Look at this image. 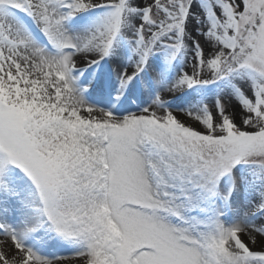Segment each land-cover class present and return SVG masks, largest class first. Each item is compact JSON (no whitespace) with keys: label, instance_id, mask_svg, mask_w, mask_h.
<instances>
[{"label":"snow or ice","instance_id":"6c2138e0","mask_svg":"<svg viewBox=\"0 0 264 264\" xmlns=\"http://www.w3.org/2000/svg\"><path fill=\"white\" fill-rule=\"evenodd\" d=\"M0 264H264V0H0Z\"/></svg>","mask_w":264,"mask_h":264},{"label":"rangeland","instance_id":"374dc122","mask_svg":"<svg viewBox=\"0 0 264 264\" xmlns=\"http://www.w3.org/2000/svg\"><path fill=\"white\" fill-rule=\"evenodd\" d=\"M133 110H135V109H133Z\"/></svg>","mask_w":264,"mask_h":264}]
</instances>
